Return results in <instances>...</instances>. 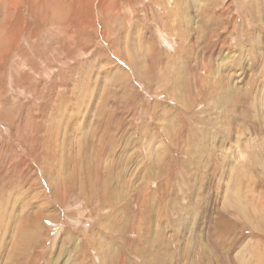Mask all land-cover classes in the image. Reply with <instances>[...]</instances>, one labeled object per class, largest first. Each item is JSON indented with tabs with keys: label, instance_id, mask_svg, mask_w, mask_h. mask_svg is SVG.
<instances>
[{
	"label": "rangeland",
	"instance_id": "obj_1",
	"mask_svg": "<svg viewBox=\"0 0 264 264\" xmlns=\"http://www.w3.org/2000/svg\"><path fill=\"white\" fill-rule=\"evenodd\" d=\"M198 261L264 264V0H0V264Z\"/></svg>",
	"mask_w": 264,
	"mask_h": 264
},
{
	"label": "bare ground",
	"instance_id": "obj_2",
	"mask_svg": "<svg viewBox=\"0 0 264 264\" xmlns=\"http://www.w3.org/2000/svg\"><path fill=\"white\" fill-rule=\"evenodd\" d=\"M183 80V79H182ZM184 81V80H183ZM182 82V81H181ZM218 84V83H217ZM203 85V82H202V84L200 83V86H199V88L201 87ZM182 87V86H181ZM188 87H189V83L188 82H185V86H183L182 87V89H184V91L186 90V92L188 91ZM227 95H229V94H227ZM235 95V94H234ZM181 96V95H180ZM185 96V95H184ZM187 96H190V95H188L187 94ZM186 96V97H187ZM235 97V96H234ZM179 98V97H178ZM188 98V97H187ZM226 99H230L231 100V97H230V95L228 96V97H225ZM234 99V98H233ZM168 132V131H167ZM218 148H220V146L218 147ZM89 164V163H88ZM160 164V163H159ZM108 165V164H107ZM98 166V165H97ZM94 167H96V166H94ZM161 167V166H160ZM93 168V167H92ZM91 165H88L87 166V170L86 171H90V175H92V172H91ZM100 168V167H99ZM110 168V167H109ZM97 171V170H96ZM73 175V174H72ZM102 176H104V175H102ZM91 177V176H90ZM89 177V174H88V179L90 178ZM115 177V176H114ZM119 178V177H118ZM122 178V177H121ZM121 178L118 180V182H119V184L121 183ZM109 179V178H108ZM117 179V178H116ZM71 180V179H70ZM72 181V180H71ZM103 181V180H102ZM105 182V181H104ZM108 183V182H107ZM106 183V184H107ZM125 182L123 181V188H124V185H126V184H124ZM110 184V183H109ZM122 184V183H121ZM111 185V184H110ZM105 186V185H104ZM127 186V185H126ZM105 188H106V186H105ZM109 188H111V189H109ZM128 188V187H127ZM126 188V189H127ZM80 189V188H79ZM108 189H109V191L111 190V193H112V187H108ZM114 189V188H113ZM87 192H89V193H91V191H92V184H91V181L89 180V183H88V187H87ZM128 190H130L129 188H128ZM104 191V190H103ZM108 191V192H109ZM120 192V191H119ZM110 193V192H109ZM103 194H104V192H103ZM117 194V193H116ZM111 195V194H110ZM138 196V195H137ZM105 201V200H104ZM143 201V200H142ZM143 203V202H142ZM144 206H146V205H144ZM146 208V207H145ZM143 209V208H142ZM139 212L140 213H142L141 212V208H139ZM144 212H146V211H144ZM148 213V212H147ZM150 213V212H149ZM41 215H42V213L40 212V211H38L37 212V214H35V215H31V217H29V219H27V217H25L26 219H22L23 220V227L21 228V232H22V235H20V237H19V239H20V241H16V244L15 245H17V247H16V249H14V251H15V253L14 254H11V256L12 257H15L16 256V254H18L19 252H20V250H18V248L19 247H21L22 245H25V244H27V241H28V239H29V237L28 238H25L24 236H26V235H24L23 236V234H24V231H26L27 230V228H29V227H31V225H32V227H34V224H36V222L38 221V218L39 217H41ZM142 217V216H141ZM141 217H139V222L138 223H141ZM223 219V218H222ZM222 219H220V221L217 223V225L216 226H218V230L219 231H221V229L222 228H224V227H227L228 228V222L226 221V219L225 220H222ZM148 223V222H147ZM210 223V222H209ZM209 223L207 222V224L209 225ZM146 225V226H145ZM140 226H138L137 225V228H139ZM144 228H146L147 230H148V232H147V235L150 233V227H149V224H146L145 222H144ZM156 230H154V233L155 234H153V235H155V236H159V237H162V232H160V231H158L159 230V224L157 223L156 224ZM140 229V228H139ZM225 230H226V228H225ZM140 232V231H139ZM138 232V233H139ZM144 233H146V232H144ZM29 236V235H28ZM156 238V237H155ZM158 238V237H157ZM164 242V241H163ZM19 243H21V244H19ZM168 243V242H167ZM166 243H165V246H163V247H166ZM168 245H169V243H168ZM188 249V248H187ZM10 256V257H11ZM16 258V257H15ZM186 258V257H185ZM13 259V258H12ZM199 262V261H198ZM200 263V262H199ZM201 264V263H200Z\"/></svg>",
	"mask_w": 264,
	"mask_h": 264
}]
</instances>
